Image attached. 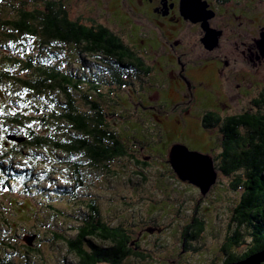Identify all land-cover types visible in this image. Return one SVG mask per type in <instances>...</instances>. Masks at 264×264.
Masks as SVG:
<instances>
[{"label": "rangeland", "instance_id": "obj_1", "mask_svg": "<svg viewBox=\"0 0 264 264\" xmlns=\"http://www.w3.org/2000/svg\"><path fill=\"white\" fill-rule=\"evenodd\" d=\"M1 1L11 4L14 10L21 7L28 11L32 8L41 9V3L44 0ZM95 1L97 11L95 8L92 14L94 21L96 20L98 25L109 28L131 46V42L128 41L131 39L127 38L129 24L132 22L141 27L145 20H140L139 16L133 15L132 7L124 2L119 6L120 0ZM231 1L225 5L226 14L221 15L224 20L220 22L224 24L227 18L232 20L235 16L238 17L235 21L236 25L244 21L247 26L242 25L240 27L242 30L234 38L247 44L257 32L263 31L264 0ZM4 7L6 8L3 11L0 9V17H3L2 13H5L8 18L13 17L14 12L10 6L6 4ZM69 12L71 17H83L84 14L90 17L77 6ZM231 24H226L224 37H228L227 35L232 34L235 29L234 22ZM198 33L199 29L191 32L186 29L187 36H183L184 42L189 43L190 49L196 52L199 48H194V41ZM22 45L27 44L24 41L15 43L16 48H21ZM33 45L34 47L28 51L34 53L37 43L34 42ZM43 49L50 60L58 58L54 62H58V66L63 70L75 72L79 67L80 55L77 56L78 60L70 59L67 63L64 62L69 47L52 43L48 45V48ZM160 51H163V47ZM167 52L171 54L169 49ZM220 58L225 60L221 55ZM84 59L86 61L83 62V67L90 69V72L93 69L92 75L93 71L104 70L90 57H84ZM245 64H248L247 60H243V64L238 66H242V70L239 71L245 83L242 84L240 80H233L230 83L221 80L220 83L224 85V88L220 86L223 93L222 97L216 99L218 107L214 110L202 107L195 109L191 104V110H194L192 117L181 116L178 112L171 113L169 109H164L161 105L163 101H168L174 95V87L172 89L171 83L160 87L154 84L151 75L146 78H136L133 74L123 77L128 84L121 86L118 90L115 86L110 87L112 92L109 96L111 100L109 104H113L115 109H111L113 116H109V126L117 131L124 129L125 132L121 131L122 135L124 138L126 137L124 133L132 136L133 144L130 146L126 143L130 141L125 138L122 142L127 147L128 156L120 161L109 163L106 170H91L85 163L86 168L82 170L84 184L81 187L77 186L72 177L69 178L70 167L68 170L65 164L67 160L61 153L49 150L34 152L38 165L32 174L40 179L36 181V184L24 180V177L29 176V172L25 173V170L34 167L29 165L32 162V154L28 149H24L21 155L13 159H5L4 167L11 176L6 177L3 171H0V205L4 207H0L3 218L0 219V254L23 264H77L76 258L67 252L64 243L54 240L51 233L74 238L76 231L74 232L73 229L80 225V219L84 215V210H80V207L84 206L86 200L95 203L102 222L110 227H123L137 242L141 240V245L144 247L142 251L146 252L148 259L128 260L124 261L125 264H221L230 258H241L250 250L253 251L255 247L252 235L260 231L258 232L259 229L253 225L237 227L234 210L238 206L242 192L239 188L237 192L231 188L230 183L235 176L229 178L223 176L218 170L215 171V183L210 186L205 195H202L198 187L187 181H181L169 165L171 150L176 145H183L190 151L209 157L214 169L220 165L218 155L221 153L222 138L214 131V128L201 129L199 120L203 121L204 114L214 113L221 118L252 110L250 100H257L264 92V60L249 72H243ZM176 81L179 83V80L176 79ZM211 85L218 89L216 82ZM236 85L239 87L236 88ZM207 89L211 91L212 86H208ZM245 90L249 95L245 96ZM102 92L105 94V91ZM183 93L185 95L188 93L186 86ZM115 96H118L117 99ZM57 97V94L51 95L54 100ZM3 99L6 103L10 97L4 96ZM13 102L18 103L15 100ZM26 105H29L28 102L23 107ZM144 105L154 106V112L149 115L147 111H143ZM79 106L84 110V106L82 107L80 103ZM204 107L213 108L212 105L207 104ZM218 108H220L219 113ZM222 108L227 111L224 112ZM116 113L126 118L120 119ZM222 113L223 116H221ZM27 114L34 115L31 112ZM153 115H156L157 120ZM177 122L181 124L178 125ZM28 125L39 135L47 133L33 121H30ZM61 129L64 133L68 127L62 124ZM48 133L50 134V131ZM178 134L179 137H175ZM80 157L75 156L69 159L79 160ZM141 162H144L145 166L139 165ZM44 167L51 177L48 178L46 174H43ZM12 170L16 172L12 173ZM4 180L8 181V189L3 186ZM46 187L48 191L45 190ZM52 205L57 211L56 214L49 209ZM3 221H7L8 225L6 222L2 225ZM193 223L202 224V232L191 239L186 250L184 247L182 249L180 235L182 231L184 233L192 231ZM29 239L32 242L30 247L32 251H26L23 248ZM234 241L237 245H231ZM7 244L16 248L15 252L4 251L7 249ZM163 244L167 246L162 248ZM227 244L231 247L225 251ZM247 257L248 255L245 258Z\"/></svg>", "mask_w": 264, "mask_h": 264}, {"label": "trees", "instance_id": "obj_2", "mask_svg": "<svg viewBox=\"0 0 264 264\" xmlns=\"http://www.w3.org/2000/svg\"><path fill=\"white\" fill-rule=\"evenodd\" d=\"M43 3L44 1L41 9L26 11L21 7L14 10L11 4L0 2L2 11L7 4L14 12L13 17L8 18L5 13L0 17V171L10 177L3 162L28 149L32 154L29 165L34 167L25 170V173L29 172V176L24 177V180L36 184L40 179L32 174L38 165L33 154L38 150H49L65 156L68 170L70 167L69 178L72 177L77 186L81 187L84 184L82 170L86 168L85 163L88 169L106 170L109 163L128 156L127 147L122 142L125 138L130 141L126 143L130 146L133 144L132 136L124 133V138L122 135L121 131L125 132L124 129L117 131L109 126V116H113L112 110L115 109L113 104H109L112 92L110 87L115 86L118 90L125 86L128 83L123 77L130 74L136 78H146L151 69L144 58L106 26H87L71 21L59 5ZM120 4L121 2L119 6ZM19 41H24L27 45L16 48L15 43ZM34 42L37 47L33 53L28 50L34 47ZM52 43L69 47L65 63L70 59L78 60L77 56L80 55L79 67L75 72L63 70L58 62H54L58 58L50 60L46 56L43 48H48ZM82 56L90 57L104 70L93 71L92 75L93 69L90 72V69L83 67L86 60ZM53 94H57L59 99H52ZM3 95L10 97L8 102L5 103ZM115 97L117 99L118 96ZM14 100L18 103H14ZM26 102L30 107H23ZM79 103L84 106V110ZM114 105L120 107L116 103ZM251 106L252 110L241 114L228 118L207 117L200 123L201 129L214 128L222 138L221 153L218 155L220 165L214 170L225 177L235 176L230 183L231 188L234 192L238 188L242 192L234 210L237 227L253 225L261 232L252 235L255 247L253 251L250 250L241 258H230L225 264L240 261L247 255L264 249V92ZM142 107L149 115L154 112L147 105ZM29 112L34 115H28ZM117 115L120 119L126 118ZM30 121L35 125L39 124L47 133L39 135L36 130L29 128ZM62 124L68 127L64 133ZM10 137L21 141L7 139ZM175 137H179V134ZM75 156L81 157L79 160H70ZM139 165L145 166L144 162ZM44 169L43 174L51 177L46 173L47 169ZM15 172L12 170V173ZM3 186L8 189V181L4 180ZM47 189L48 187L45 188ZM86 201H82L85 203L80 207V210H84V215L80 219V225L73 229L76 231L74 238L51 233L54 240L64 243L67 252L76 258L77 264H125L124 261L128 260L148 259L146 252L142 251L144 247L141 240L137 242L123 227H110L102 222L95 203ZM0 207L4 208L3 205ZM49 209L56 214L54 205ZM0 219H3L1 214ZM193 224L192 231H182L180 235L182 249L186 250L191 239L202 232V224ZM233 244L237 245L235 241L231 245ZM231 245L227 244L224 250L227 251ZM166 246L167 244H163L161 247ZM6 248L4 251L16 250L8 244ZM23 248L26 251L33 250L26 244ZM0 264L23 263L0 254Z\"/></svg>", "mask_w": 264, "mask_h": 264}, {"label": "flooded vegetation", "instance_id": "obj_3", "mask_svg": "<svg viewBox=\"0 0 264 264\" xmlns=\"http://www.w3.org/2000/svg\"><path fill=\"white\" fill-rule=\"evenodd\" d=\"M120 2L131 6L133 15L139 16L140 20H145L141 27L131 22L127 31V38L131 39L128 41L131 42L134 52L144 58L147 66L150 67L151 70L147 77L152 76L154 84L160 85V87L169 83L172 84V89L174 87V95L168 101L162 102L163 108L169 109L171 113L178 112L181 116L192 117L194 110H191V104L195 109L200 107L209 110L216 109L219 105L216 99L222 97L223 93L220 86L224 88V85L220 83L221 80L226 83L240 80L244 84L242 73L239 71L242 70V66H238L243 64V60H247L248 64H245L243 72H249L264 60V47L259 46L262 31L257 32L247 44H244L242 40L234 38L242 30L240 27L246 25L244 21H240L236 25L235 21L238 20V17L235 16L232 20L227 18L224 24L220 22L224 20L221 15L226 14L225 5L232 2L231 0H120ZM45 3L52 6L59 5L67 14V19L71 21H77L87 26L97 24L92 17L97 6L95 0H44L43 4L45 5ZM182 5L190 9L192 14H195L198 22H194L187 17L188 13L185 14L181 11ZM75 6L89 14L90 17L85 14L83 17H71L69 11L70 9L73 11ZM246 7L249 9L248 6ZM231 22H234L235 29L233 28L232 34L229 33L228 37H224L226 24L232 25ZM186 29L190 32L199 29L194 41V48H199L198 52L190 49L189 43L184 42L183 36H187ZM162 47L163 51L161 52ZM168 49L171 54H168ZM214 52L216 54H213ZM220 55L225 60H222ZM176 79L179 80V83ZM180 79L183 80V84ZM213 82L218 84V89L221 92L211 85ZM184 86L188 90L187 95L183 93ZM208 86H212L211 91H208ZM238 87L239 85H236V88ZM245 91V96L249 95ZM255 100L252 99L250 102L253 103ZM205 104L212 105L213 108H206L204 107ZM148 107L154 109L152 105ZM219 109L218 113L220 112ZM222 110L227 111L223 108ZM223 113L221 116L224 115ZM153 116L157 120L156 115ZM212 116L217 117L218 115L214 113L204 114L202 120ZM229 116L233 115H226L221 118ZM199 121L200 123L203 122ZM177 124L180 125L181 122L180 124L177 122ZM224 262L221 264H225Z\"/></svg>", "mask_w": 264, "mask_h": 264}, {"label": "water", "instance_id": "obj_4", "mask_svg": "<svg viewBox=\"0 0 264 264\" xmlns=\"http://www.w3.org/2000/svg\"><path fill=\"white\" fill-rule=\"evenodd\" d=\"M181 11L189 14L187 17L196 22L195 14H192L190 9L181 6ZM196 12V10H195ZM204 44L206 42L204 41ZM259 46L264 47V29L261 33ZM11 141L20 142L21 139L14 137L7 138ZM170 165L175 174L181 181H187L191 185L198 187L200 193L205 195L210 186L216 181V173L212 160L196 151H190L183 145H176L172 148L170 154ZM31 239L27 240L25 244L31 247ZM264 263V249L254 253L247 258L231 263V264H263Z\"/></svg>", "mask_w": 264, "mask_h": 264}, {"label": "bare ground", "instance_id": "obj_5", "mask_svg": "<svg viewBox=\"0 0 264 264\" xmlns=\"http://www.w3.org/2000/svg\"><path fill=\"white\" fill-rule=\"evenodd\" d=\"M55 216V215H54Z\"/></svg>", "mask_w": 264, "mask_h": 264}]
</instances>
